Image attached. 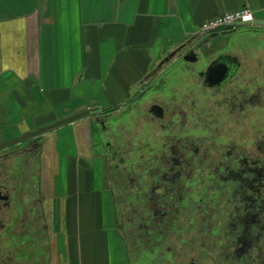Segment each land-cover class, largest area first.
I'll return each instance as SVG.
<instances>
[{
    "label": "flooded vegetation",
    "instance_id": "flooded-vegetation-1",
    "mask_svg": "<svg viewBox=\"0 0 264 264\" xmlns=\"http://www.w3.org/2000/svg\"><path fill=\"white\" fill-rule=\"evenodd\" d=\"M237 30L220 27L181 43L191 41L171 63L188 68L182 58L194 53V83H154L169 66L158 63L136 97L91 117L89 153L95 157L100 145L129 264H264V49L248 66L225 48ZM223 57L236 65L218 84L206 73ZM134 110L151 129L128 139L116 128ZM192 125L223 142L206 146L211 136L192 135ZM41 150L40 137L0 152V264L51 263Z\"/></svg>",
    "mask_w": 264,
    "mask_h": 264
},
{
    "label": "crops",
    "instance_id": "crops-1",
    "mask_svg": "<svg viewBox=\"0 0 264 264\" xmlns=\"http://www.w3.org/2000/svg\"><path fill=\"white\" fill-rule=\"evenodd\" d=\"M246 7L264 20V0H0V137L122 107L166 54ZM91 120L41 137L50 264H129Z\"/></svg>",
    "mask_w": 264,
    "mask_h": 264
},
{
    "label": "rangeland",
    "instance_id": "rangeland-1",
    "mask_svg": "<svg viewBox=\"0 0 264 264\" xmlns=\"http://www.w3.org/2000/svg\"><path fill=\"white\" fill-rule=\"evenodd\" d=\"M261 30H264V28L262 27L252 30L250 28L241 27L229 39H227V44L225 45V48L228 49L230 52L237 53L240 59L244 58V63H246L248 66L253 65L255 63V59H257L256 57L255 59H253L255 53L254 51L264 49V32H260ZM262 57L264 58V56ZM198 70H200L199 66L195 64L187 68L182 62H173L169 66H167L166 70L162 74H159L154 78V83H175L174 86L183 87L185 83H194V81L192 80H196L198 78L197 75H195ZM170 92H172V90ZM170 92L168 91L167 93L169 94ZM137 94L138 90L137 92H135L134 97H136ZM250 113H253V111L247 112V115H250ZM127 120L128 122L126 125L118 123L116 131L120 133V135H122L121 132H125L128 139H132V137L134 139H137L136 136L140 135L137 134L138 130L141 131L142 129H151V127L143 128V124L140 122L139 112L137 110H134L128 116ZM246 124L251 126V124H253V119L249 117L248 120H246ZM260 125L263 126L264 123L261 121ZM192 126L193 127L190 131L192 135H198L200 137L208 136V138L211 136L208 139V143H205L206 146L211 147L213 145L215 146L223 142V138H220V135L217 134V132L212 131L213 134H210L209 136L208 134H205L206 132L203 131V128H195L194 125ZM18 133L19 132H16L14 134L18 135ZM4 139L6 138H4L2 135L0 137V140L3 141ZM131 141L134 142V147L137 146V140Z\"/></svg>",
    "mask_w": 264,
    "mask_h": 264
},
{
    "label": "water",
    "instance_id": "water-1",
    "mask_svg": "<svg viewBox=\"0 0 264 264\" xmlns=\"http://www.w3.org/2000/svg\"><path fill=\"white\" fill-rule=\"evenodd\" d=\"M224 27L235 28V29L236 28L239 29L241 27H246V28H262L263 27L264 28V20H260V19L256 20V18H254L249 21H244V23L241 22L238 24H231V25L229 24ZM195 35H199V34H195ZM188 43L190 44L191 41H188L187 43H184L183 45L177 46L176 50L172 51L171 53H168V55L162 61L159 62V64L157 65V68L159 69L160 67L164 65L166 66L170 65L172 61H175L176 57H178V55L188 45ZM182 59L184 62L190 63V64H195L198 62L196 55L192 52L185 55ZM235 65H236V62L232 58L223 57V58L217 59L208 68L207 73H206V78L213 79L218 76L216 82L220 84V82H224L227 78H229L230 69L234 68ZM149 77L150 76L147 75V77H145L144 80L148 79ZM103 112H105L104 109L102 110L100 107H93V108L85 109L84 111L76 113L70 117L58 120L56 122H53L43 127H39L34 131H28L19 136L14 137L13 139L1 141L0 142V152L12 146L24 143L26 141H32L40 137H43L44 135L48 133H51L61 127L72 124L74 122H78L79 120L89 118V117L90 118L96 117L98 119V117L102 115Z\"/></svg>",
    "mask_w": 264,
    "mask_h": 264
},
{
    "label": "built area",
    "instance_id": "built-area-1",
    "mask_svg": "<svg viewBox=\"0 0 264 264\" xmlns=\"http://www.w3.org/2000/svg\"><path fill=\"white\" fill-rule=\"evenodd\" d=\"M254 18V13L253 11L246 7L242 8L236 11H231L228 13H225L212 21L206 23L203 25L200 29V33H206L210 30L218 29L220 27H224L226 25H231V24H238L244 21H249Z\"/></svg>",
    "mask_w": 264,
    "mask_h": 264
}]
</instances>
